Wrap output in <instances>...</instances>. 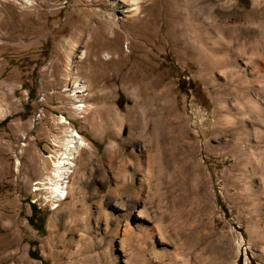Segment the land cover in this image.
Here are the masks:
<instances>
[{
  "label": "rangeland",
  "instance_id": "374dc122",
  "mask_svg": "<svg viewBox=\"0 0 264 264\" xmlns=\"http://www.w3.org/2000/svg\"><path fill=\"white\" fill-rule=\"evenodd\" d=\"M130 2L0 0V264H264V0Z\"/></svg>",
  "mask_w": 264,
  "mask_h": 264
},
{
  "label": "bare ground",
  "instance_id": "6f19581e",
  "mask_svg": "<svg viewBox=\"0 0 264 264\" xmlns=\"http://www.w3.org/2000/svg\"><path fill=\"white\" fill-rule=\"evenodd\" d=\"M117 1L119 3V0H114V4H115L116 8L118 6H120L117 3ZM130 4H131V6H129V7H131V11L134 10V13H135L136 10L138 11L137 5L140 4V0H131ZM134 6H135V8H134ZM132 8H134V9H132ZM112 27H111V29L114 30ZM84 57H85V52H83L79 58L84 59ZM74 85H75V88L78 89L75 91V94H76V95L74 94L75 97H78L79 95H83L85 93V91L86 92L88 91L87 90L88 89L87 84L85 82H83L82 80H79V79L75 80ZM86 95L82 96V100H85ZM83 110H84V103H81L76 108V111H78L77 114L80 115ZM60 123L64 124V121H61ZM63 133H64V135L62 136V140L60 142V148L62 150L59 154L58 159L55 162H53L54 163L53 164L54 169H53V173L51 176L52 178L50 179V183H51L52 190H53V192H52L53 198L56 199L57 201L63 200L64 197L66 196V193H67L66 190H67V186H68L67 185L68 184V177L73 172V167H74L72 161L76 158L77 154H79L78 151L81 148H84L85 144H86L83 141V139L80 137V135L77 133V131H75L71 127H66L64 129ZM20 153H22V152L20 151ZM19 164H20V159L16 158V166L18 167Z\"/></svg>",
  "mask_w": 264,
  "mask_h": 264
},
{
  "label": "trees",
  "instance_id": "16d2710c",
  "mask_svg": "<svg viewBox=\"0 0 264 264\" xmlns=\"http://www.w3.org/2000/svg\"><path fill=\"white\" fill-rule=\"evenodd\" d=\"M30 207H31L32 213L29 216V218L27 219V222L34 229H37L38 231L41 232V229L43 228V223L45 221V216H44V214L41 215L40 209H37V207H36V205L34 203H31ZM32 221H34L35 223L33 224ZM35 256H38V255H35ZM36 258H38V257H36Z\"/></svg>",
  "mask_w": 264,
  "mask_h": 264
},
{
  "label": "built area",
  "instance_id": "2783aa9c",
  "mask_svg": "<svg viewBox=\"0 0 264 264\" xmlns=\"http://www.w3.org/2000/svg\"><path fill=\"white\" fill-rule=\"evenodd\" d=\"M87 94V92L85 91V93L83 94V96H85Z\"/></svg>",
  "mask_w": 264,
  "mask_h": 264
}]
</instances>
